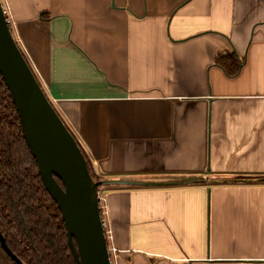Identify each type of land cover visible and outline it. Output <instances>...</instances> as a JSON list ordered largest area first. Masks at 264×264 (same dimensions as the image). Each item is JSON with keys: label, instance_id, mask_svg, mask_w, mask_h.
I'll return each instance as SVG.
<instances>
[{"label": "crops", "instance_id": "obj_1", "mask_svg": "<svg viewBox=\"0 0 264 264\" xmlns=\"http://www.w3.org/2000/svg\"><path fill=\"white\" fill-rule=\"evenodd\" d=\"M7 2L101 178L203 179L101 189L120 264H264V0Z\"/></svg>", "mask_w": 264, "mask_h": 264}, {"label": "water", "instance_id": "obj_2", "mask_svg": "<svg viewBox=\"0 0 264 264\" xmlns=\"http://www.w3.org/2000/svg\"><path fill=\"white\" fill-rule=\"evenodd\" d=\"M0 74L10 91L24 137L38 163L43 184L60 208L76 264H111L100 212V186H158L203 180H96L90 173L87 158L78 140L54 107L18 44L3 0H0ZM219 180L252 182L262 181L264 177L243 176ZM0 243L17 264H25L9 248L1 229Z\"/></svg>", "mask_w": 264, "mask_h": 264}, {"label": "trees", "instance_id": "obj_3", "mask_svg": "<svg viewBox=\"0 0 264 264\" xmlns=\"http://www.w3.org/2000/svg\"><path fill=\"white\" fill-rule=\"evenodd\" d=\"M217 63L231 76L239 72L241 65L235 52L219 57ZM80 146L90 173L96 180L101 179ZM0 229L9 248L25 264H76L60 208L43 184L38 163L26 142L18 112L1 74ZM0 264H17L1 243Z\"/></svg>", "mask_w": 264, "mask_h": 264}, {"label": "built area", "instance_id": "obj_4", "mask_svg": "<svg viewBox=\"0 0 264 264\" xmlns=\"http://www.w3.org/2000/svg\"><path fill=\"white\" fill-rule=\"evenodd\" d=\"M3 2H4L5 12L8 16V20L10 22V26L12 28V31L14 32L16 40L18 44L20 45L22 51L26 55L28 61L32 65V68L34 69V72L36 73L39 81H41V84L44 87L43 77L41 76L35 64L33 63L28 53V50L18 33L17 26L13 18L11 7L9 3L7 2V0H3ZM99 204H100V212H101V217L103 221L104 231H105L106 239L108 242V249H109L111 264H120V250L115 246L114 241H113L114 236H113V229H112L111 220H110V211H109L108 201H107L106 196L102 194L101 190L99 192Z\"/></svg>", "mask_w": 264, "mask_h": 264}, {"label": "rangeland", "instance_id": "obj_5", "mask_svg": "<svg viewBox=\"0 0 264 264\" xmlns=\"http://www.w3.org/2000/svg\"><path fill=\"white\" fill-rule=\"evenodd\" d=\"M17 30H18V28H17ZM19 33V32H18ZM41 82V81H40ZM102 189H103V187H102ZM105 189V188H104ZM102 191V190H101Z\"/></svg>", "mask_w": 264, "mask_h": 264}, {"label": "flooded vegetation", "instance_id": "obj_6", "mask_svg": "<svg viewBox=\"0 0 264 264\" xmlns=\"http://www.w3.org/2000/svg\"><path fill=\"white\" fill-rule=\"evenodd\" d=\"M4 249V248H3Z\"/></svg>", "mask_w": 264, "mask_h": 264}]
</instances>
